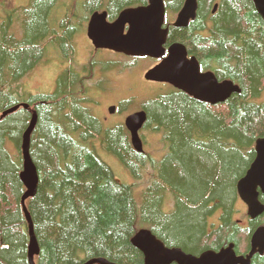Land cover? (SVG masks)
Returning <instances> with one entry per match:
<instances>
[{"label":"trees","instance_id":"obj_1","mask_svg":"<svg viewBox=\"0 0 264 264\" xmlns=\"http://www.w3.org/2000/svg\"><path fill=\"white\" fill-rule=\"evenodd\" d=\"M65 1L31 0L6 21L0 15V264H29V224L21 204L26 189L20 174L23 135L34 114L38 121L30 152L40 182L26 206L40 246L36 264L94 259L145 264L132 245L141 229L150 230L167 248L197 257L231 244L238 256H247L253 233L264 226V216L254 221L243 213L237 218L238 183L256 158L257 140L264 136V20L253 2L198 0L197 17L187 29L169 25L168 46L184 44L203 71L233 81L241 93L216 106L174 89L146 102L145 128L161 133L168 149L155 161L147 152L134 150L123 123L107 128L93 115L83 103L87 77L71 67L60 75L53 94L25 99L23 80L51 47L66 58L74 54L72 39L98 9L114 21L125 9L145 6L149 0H70L74 12L69 10L72 15L63 19L67 22L53 28L54 11L66 14ZM184 3L166 0L168 14L175 16ZM77 5H84L82 17L75 14ZM19 18L23 40L12 32ZM22 104L29 109L1 118ZM97 140L133 178L140 179L147 166L152 168V184L142 192L140 206L135 186L120 183L97 155ZM188 153L194 159L186 161ZM190 168L197 174L192 180L187 177ZM183 181L193 183L190 190ZM252 264H264V254H255Z\"/></svg>","mask_w":264,"mask_h":264},{"label":"water","instance_id":"obj_2","mask_svg":"<svg viewBox=\"0 0 264 264\" xmlns=\"http://www.w3.org/2000/svg\"><path fill=\"white\" fill-rule=\"evenodd\" d=\"M259 16L264 20V0H251ZM215 6L214 12L217 9ZM198 0H185L178 12L173 27L187 29L197 17ZM166 0H149L145 6L132 7L120 13L114 22L108 20L107 12L92 15L87 29L88 39L95 50H106L132 58H150L160 63L144 76L148 82L168 84L189 95L197 101L218 105L227 102L241 89L233 81H220L212 71L202 72L197 58H188L184 44L176 42L168 48L170 33L166 26ZM20 108L29 109L22 104L5 111L1 118L15 113ZM110 108V114L115 113ZM148 120L145 111L137 112L125 121L131 134V143L135 151L144 153V144L140 131ZM38 117L33 115L28 129L23 135L21 152L23 170L20 179L24 184L21 204L29 224V264H36L40 255V246L34 232L33 222L26 202L36 196L40 182L39 173L31 157V138ZM256 158L246 176L238 183V195L248 209L251 220L264 216V204L260 196L264 195V136L256 142ZM132 245L144 256L145 264H252L255 254H264V226L259 227L251 237V251L247 256H238L234 244L220 252L206 251L200 256L185 253L181 249L167 248L148 229H141L132 239ZM85 264H112L105 259H94Z\"/></svg>","mask_w":264,"mask_h":264},{"label":"rangeland","instance_id":"obj_3","mask_svg":"<svg viewBox=\"0 0 264 264\" xmlns=\"http://www.w3.org/2000/svg\"><path fill=\"white\" fill-rule=\"evenodd\" d=\"M30 2L31 0H0V15L3 21L8 19V15L11 12L27 8ZM64 5L63 11L66 12L65 15L61 11H54L53 13V28L67 22H64L63 19L66 15L67 17L72 15V13H69V10L74 12V4L70 0L65 1ZM83 6L77 5V8H80V10L75 11L76 15L80 16L83 13ZM103 10L101 8L96 12H103ZM19 11L16 12L19 13ZM176 16L177 14L175 16H172L170 13L167 14V23L172 24L176 20ZM20 19L13 22L12 32L18 40H23L24 32L21 24L22 19ZM84 21L85 18L83 17V23ZM75 24H80V21H76ZM88 24L84 31L79 29L78 35L74 40L72 39L71 42L75 52L74 54L70 52L67 57L68 59L58 48L51 47L49 49L41 64L23 80L24 95L26 99L34 95L53 94L56 91L58 78L65 70L71 67L81 78L87 77L86 90L83 92V103L92 111L95 117L104 121L107 128H114L117 124L125 122L127 116L143 109V105L146 102L159 95L167 94L172 88L169 85L150 84L144 80V75L155 63L152 59H133L111 51H95L88 39ZM92 62L93 64H91ZM92 65L93 70L91 69ZM112 106L116 107L118 114H109V108ZM162 136L161 133L157 134L151 129L146 128L141 132L145 151L155 161L161 160L168 153V149L165 148L166 146L162 141ZM93 145L95 146L97 155L112 168L116 179L120 183L135 186L134 197L137 205L140 206L142 192L152 184V168L147 166L142 172L140 179L133 178L129 171L116 158L110 156L105 151L99 140L95 141ZM10 149L14 151L13 146H10ZM184 158L186 161H189L194 159V156L188 153ZM188 176L192 180L194 177H197V174L195 175L194 171L190 168ZM182 185L190 190L193 183L188 184L183 181ZM196 185L198 188L199 183ZM237 208L240 211L237 218L241 220L248 209L243 201L239 202ZM246 224L247 222H243V225Z\"/></svg>","mask_w":264,"mask_h":264},{"label":"flooded vegetation","instance_id":"obj_4","mask_svg":"<svg viewBox=\"0 0 264 264\" xmlns=\"http://www.w3.org/2000/svg\"><path fill=\"white\" fill-rule=\"evenodd\" d=\"M116 19H117V18H116ZM116 19H115V20H116ZM188 56H189V59H191V58L193 57V56L189 55V52H188ZM154 62H155L154 65H153L150 69H152V68H154L156 65H158V64L160 63V60H157V61L154 60ZM150 69H149V70H150ZM149 70H148V71H149ZM148 83H150V84H154V85H162V86H163V85H166V84H160V83H154V82H148ZM159 96H160V95H159ZM141 110H143V109H140V111H141ZM136 112H138V111H136ZM145 112H146V111H145ZM115 113L118 114L117 111H116ZM113 115H114V114H113ZM263 204H264V203H263Z\"/></svg>","mask_w":264,"mask_h":264}]
</instances>
